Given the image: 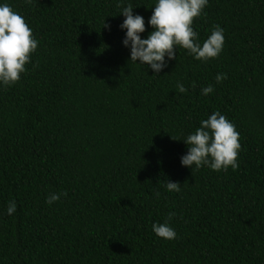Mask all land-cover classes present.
<instances>
[{
	"label": "trees",
	"instance_id": "1",
	"mask_svg": "<svg viewBox=\"0 0 264 264\" xmlns=\"http://www.w3.org/2000/svg\"><path fill=\"white\" fill-rule=\"evenodd\" d=\"M121 2L147 38L155 0H0L39 42L0 86V264H264V0H209L193 27L201 44L223 28V52L179 48L158 76L130 62ZM216 111L239 132V168L183 167L182 140ZM169 213L172 241L152 230Z\"/></svg>",
	"mask_w": 264,
	"mask_h": 264
},
{
	"label": "clouds",
	"instance_id": "2",
	"mask_svg": "<svg viewBox=\"0 0 264 264\" xmlns=\"http://www.w3.org/2000/svg\"><path fill=\"white\" fill-rule=\"evenodd\" d=\"M31 3L32 0H27ZM209 0H155L152 15L147 21L153 31L142 38L146 32L145 19L139 14L134 15L131 3L124 6L117 4L120 14L124 17L120 29L125 31L122 45L130 49V62L150 68L158 76L176 60V51L183 48L195 60L208 62L216 59L223 52L225 45V30L216 26L208 38L201 44L199 33L194 29V21L201 17ZM104 27H110L104 24ZM38 40L25 19L8 3H0V86H11L19 82L27 72L26 65L32 62V55L38 49ZM139 62V63H137ZM226 74H218L216 82L221 83ZM192 87L196 84L193 82ZM180 93H186L183 83L177 84ZM214 92V86L201 89L202 95ZM239 132L235 125L219 111L214 112L194 133L182 140L187 145V153L181 157L183 167L199 169L209 167L213 171H228L229 168H239L238 157L241 150ZM181 185L176 182H166L169 192H179ZM67 196V193H54L48 196L46 203L52 205ZM17 211V203L12 200L6 208V215L12 216ZM174 213L162 223L152 225L154 234L166 241L177 238L170 221Z\"/></svg>",
	"mask_w": 264,
	"mask_h": 264
}]
</instances>
